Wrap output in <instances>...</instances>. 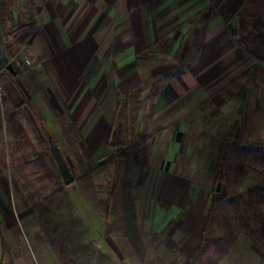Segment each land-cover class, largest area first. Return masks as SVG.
Masks as SVG:
<instances>
[{
	"label": "rangeland",
	"instance_id": "obj_1",
	"mask_svg": "<svg viewBox=\"0 0 264 264\" xmlns=\"http://www.w3.org/2000/svg\"><path fill=\"white\" fill-rule=\"evenodd\" d=\"M44 1L54 5L61 1L64 6L60 15L70 19V27L85 21L81 27L90 17H94L91 25L95 26L98 16L107 12L106 28L113 25L128 28L127 31L136 27L128 7L143 6L150 17L145 25L150 23V29L155 26V39H150L136 57L138 64L135 62L131 72L139 70L137 81L136 76L132 77V85L137 86L119 104H113L111 137L116 129L120 134L116 138L131 139L153 133L157 125L165 128L149 139L153 166L143 194L135 201L136 233L135 227L127 226L130 217L125 214L128 201L121 182L125 162L109 163L103 173L85 176L86 170L93 171L99 161L114 153L111 137L100 153L85 159L77 133L65 128V119L60 120L59 133L51 138L59 141L76 179L70 185L64 183L50 150L51 138L44 144L45 167L38 177L34 171L37 165L41 167L38 158L27 161L28 165L22 163L28 171L21 169L24 177H12L10 185L14 193L22 191L23 199L34 209L25 231L20 227V233L5 234L7 241L3 245L11 253V264H38L40 259L42 262L41 252L34 248L40 241L51 248L57 264H72L69 256L75 255L80 264H200L201 259L220 253L215 246L206 244L220 237L232 242L221 264H255L256 257L253 251H247L243 240L247 235L258 247L263 244L254 221L258 212L264 213V158L245 150L246 146L264 148V37L251 25L257 14H250L236 0H223L231 2L230 8L221 9L215 4L216 18V13L210 14V0L185 10L183 3L169 2L166 8L164 0H124L130 19L120 23L117 16H112L120 0ZM42 2L28 0V11L21 12L22 22L12 19L16 25L10 32L15 40L34 17L38 3L45 4ZM154 2L159 5L157 12L153 11ZM11 3L20 4V0ZM215 26L224 30L207 42L208 51L203 50V42L209 39L207 30ZM25 61L32 64L28 56ZM181 63L184 66H179ZM236 78L243 84L242 89L233 84ZM205 99L210 100L206 110L200 105ZM12 126L15 133L25 135L16 139L18 145L30 142L23 123L19 128ZM185 183L193 192L181 209L183 203L178 199L183 194L170 190L174 186L184 191ZM197 191L202 193L199 195L204 209L195 224L191 212L198 207ZM168 194L175 198L172 202ZM198 224L200 229L195 228ZM190 227L202 233L203 240L196 253L186 256L180 244L186 236H193L194 231H188ZM135 233L143 243L142 251L129 241ZM23 244L33 252L38 250L36 257L29 250L23 252L22 258L12 252L13 246L21 251Z\"/></svg>",
	"mask_w": 264,
	"mask_h": 264
},
{
	"label": "crops",
	"instance_id": "obj_2",
	"mask_svg": "<svg viewBox=\"0 0 264 264\" xmlns=\"http://www.w3.org/2000/svg\"><path fill=\"white\" fill-rule=\"evenodd\" d=\"M236 1L243 4L247 12L256 13L264 21V0ZM163 2L166 8L169 2L183 3L182 10H185L195 3L202 4L204 0H164ZM27 3L28 0H20V4L13 5L11 0H0V99L4 119L0 131V227H3L4 231L2 233L0 228V264H11V260H8L11 253L4 249L3 245L7 241L5 234L13 231L15 234L20 231V227L25 231L34 209L33 205H29L27 200L23 199L22 191L17 194L13 192L10 185L11 178L24 177L19 171L23 168L28 171V168L22 166V163L26 162L25 164L28 165L27 161H34L35 158L39 159L41 167L37 165L34 171L36 170V177L40 175L42 167H45L42 164L46 152L44 144L51 137L53 138V134H57L60 120L63 119H65L63 121L65 128L77 133L76 140L79 148L86 155L85 159H91L92 154L100 153L111 137L113 107L120 103L127 92L137 86V84L132 85V77L136 76L137 81L139 70L136 69L135 73L131 71L140 51L148 45L150 39H155L156 33L155 26L150 29V23L145 25L146 18L149 21L150 17L147 16L146 11H143V6L132 4L128 7L132 9L130 13L136 27L130 26L127 31L128 28L113 25L106 28L109 16L107 12H102L98 16L99 21L95 26L91 25L94 17H90L81 27L80 25L85 21L79 22L80 25L77 27H70V19L67 20L65 15H60L61 6L64 4L61 1L56 5L45 2V4L38 3L37 12L33 14L40 26L39 35L33 45L27 46L17 42L10 32L13 25H16V23L12 24L13 18H19L18 22H22L21 12L28 11ZM154 3L155 12L159 5L157 2ZM119 4L117 9L114 7L115 14L113 13L112 16H117L115 19L121 23L126 18L130 19V13L128 8L125 9L124 0H120ZM215 4L221 9L224 6L232 7L231 2L210 0L207 3L212 10L210 14L216 13ZM118 8L121 10L119 11ZM201 8L204 9L203 6ZM176 10L177 8L172 13ZM172 13L170 11L166 14L170 16ZM217 16L216 13L215 18ZM223 30H217L216 26L210 27L207 30L209 39L206 43L203 42L202 49L208 51L210 48L207 42H210L214 36L217 37ZM27 56L31 58L32 64L26 63ZM14 119L23 123L26 137L30 141L27 144L21 146L16 143V139L25 135L13 131L15 127L10 124ZM56 142L59 145V141ZM31 153L35 155L33 158L30 157ZM175 182L180 183L178 179H175ZM172 188L170 193L183 194V197L178 199L183 203H180L183 205L180 208L183 209L189 202V195L193 192L192 187L185 183L184 191L178 187ZM199 194H202L201 191H197L198 207L191 212L193 213L191 220L193 219L195 224L198 221L197 216L201 217L204 209V201ZM15 195L18 201L15 200ZM167 198L170 202L175 199L169 194ZM195 228L200 229L199 224L195 225ZM188 231L193 232V227ZM194 232L193 236L183 238L180 244L181 251L186 256L196 253L201 246L202 233ZM243 241L247 251L250 253L253 251V257H256L255 264H264V242L262 241L263 244L258 247L254 244L255 240L247 235ZM46 246L41 241L37 246H33L39 249L40 257L43 258L38 264H57L54 261L53 251ZM17 247L13 246L12 252H17L20 258L24 257L23 252L29 250L25 244L22 246L23 249L21 247V251ZM29 251L36 257L35 253L38 250Z\"/></svg>",
	"mask_w": 264,
	"mask_h": 264
},
{
	"label": "trees",
	"instance_id": "obj_3",
	"mask_svg": "<svg viewBox=\"0 0 264 264\" xmlns=\"http://www.w3.org/2000/svg\"><path fill=\"white\" fill-rule=\"evenodd\" d=\"M251 25L253 29L261 34V37H264V21L261 20L259 17H254L251 21ZM25 28L21 30V33L16 37L17 42L23 45H33L36 38L39 35L40 28L35 23V19L33 16L30 17L29 22L25 24ZM180 66V65H179ZM184 66V65H181ZM239 79V78H238ZM233 80V84L239 85L240 89L243 88V84H241V81ZM241 85V86H240ZM210 100L205 99L203 102H201V108L206 110L207 107H209ZM198 110V109H197ZM2 104L0 101V131H2L3 128V118H2ZM11 125H15L17 128L21 126V123L19 121H13ZM120 126L123 125V123L119 124ZM165 126H158L155 127L153 130V133L149 135L144 136H137L134 138H125L120 137L119 139L116 138L119 137V129H116L114 132H112L111 139L113 140L110 145L114 147V153L111 156H107L104 160L99 161L97 166L93 171L86 170L85 176L92 177L97 174H101L105 171V169H108L109 163L118 162L120 160H123L125 162V170L123 173L122 179V185L124 189V196L125 199H127L128 202H126V216L130 217L129 222H127V226L129 228H133L136 225V214H135V201L137 197H141L143 194V190L146 186L147 179L149 178V175L152 170V161L150 157V145H149V139L155 134L160 133ZM245 150L250 153H258L261 158H264V148L259 146H246ZM253 151V152H252ZM128 203L130 205L128 206ZM256 231L259 233L261 240L264 242V213L258 212L256 214ZM57 229V228H56ZM136 230V227H135ZM137 233V230H136ZM133 236H129V241L132 245L137 246L138 251L143 250V243L137 234ZM207 242V241H206ZM209 245H213L219 250V254L216 257H206L204 259H201L200 264H221L223 259L226 257V255L230 252V247L232 246L231 240L227 239L226 237H220L217 239H210L208 241ZM231 244V245H230ZM64 245L63 243L60 244ZM67 248V247H66ZM62 249H64V246H62ZM58 250V249H57ZM61 250V249H60ZM62 252V251H61ZM58 252L59 255L62 253ZM73 254V253H72ZM74 256V255H73ZM61 259H64L63 256H60ZM62 261V260H61ZM69 262H72V264H80L77 260V255H75L74 258L69 256Z\"/></svg>",
	"mask_w": 264,
	"mask_h": 264
},
{
	"label": "water",
	"instance_id": "obj_4",
	"mask_svg": "<svg viewBox=\"0 0 264 264\" xmlns=\"http://www.w3.org/2000/svg\"><path fill=\"white\" fill-rule=\"evenodd\" d=\"M50 150L58 164L59 171L61 173L62 179L66 185H70L75 181V175L66 160L63 152L61 151L57 142H55L52 138L50 139ZM217 190H220V184L217 187Z\"/></svg>",
	"mask_w": 264,
	"mask_h": 264
}]
</instances>
